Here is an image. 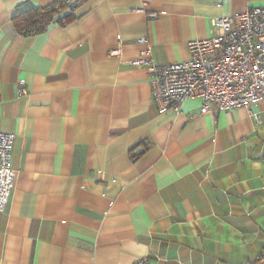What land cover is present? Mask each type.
Returning <instances> with one entry per match:
<instances>
[{
	"label": "crops",
	"instance_id": "1",
	"mask_svg": "<svg viewBox=\"0 0 264 264\" xmlns=\"http://www.w3.org/2000/svg\"><path fill=\"white\" fill-rule=\"evenodd\" d=\"M54 1L0 0V130L15 134L0 264H264V98L159 111L125 63L142 36L154 63L184 60L212 17L264 0H75L66 24L15 30L18 6Z\"/></svg>",
	"mask_w": 264,
	"mask_h": 264
},
{
	"label": "built area",
	"instance_id": "2",
	"mask_svg": "<svg viewBox=\"0 0 264 264\" xmlns=\"http://www.w3.org/2000/svg\"><path fill=\"white\" fill-rule=\"evenodd\" d=\"M209 31V37L188 42L186 59L163 64L152 61L146 37L137 38L143 47L125 63L146 68L159 111L177 112L189 97L200 100L199 114L249 108L264 98V5L214 16ZM18 92L26 93V89ZM250 114L259 122V113ZM14 138L13 132L0 130V210L7 204L15 179L11 164ZM129 264L151 263L138 257Z\"/></svg>",
	"mask_w": 264,
	"mask_h": 264
},
{
	"label": "trees",
	"instance_id": "3",
	"mask_svg": "<svg viewBox=\"0 0 264 264\" xmlns=\"http://www.w3.org/2000/svg\"><path fill=\"white\" fill-rule=\"evenodd\" d=\"M73 1L75 0H56L46 6L22 4L11 17L12 24L24 36L43 32L54 21L64 25L74 18L73 9L77 3ZM62 12L63 15H60Z\"/></svg>",
	"mask_w": 264,
	"mask_h": 264
}]
</instances>
